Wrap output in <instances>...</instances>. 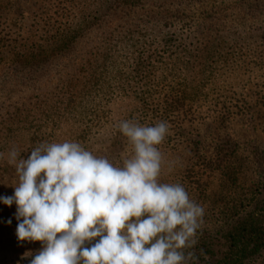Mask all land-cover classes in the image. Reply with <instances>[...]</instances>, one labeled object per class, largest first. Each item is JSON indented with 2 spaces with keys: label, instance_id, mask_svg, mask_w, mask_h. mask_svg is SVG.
Listing matches in <instances>:
<instances>
[{
  "label": "rangeland",
  "instance_id": "rangeland-1",
  "mask_svg": "<svg viewBox=\"0 0 264 264\" xmlns=\"http://www.w3.org/2000/svg\"><path fill=\"white\" fill-rule=\"evenodd\" d=\"M249 3L254 8H248ZM121 10L135 11L140 19L119 21L114 16ZM163 12L178 13L180 21L163 28L148 19ZM189 14L192 20L185 18ZM106 15L112 17L106 36L87 34L76 54L84 57L92 48L108 47L98 73L104 97L95 102L96 108L93 102L77 108L76 120L67 109L60 122L27 119L6 125L4 112L12 106L32 109L45 98L46 89L41 70L31 81L25 75L17 80L4 76L6 66L0 64V153L4 154L0 196H11L17 180L15 167L7 163L12 148L26 159L41 142L76 141L95 155L122 164L129 147L115 127L117 122L166 121L170 133L159 146L165 157L161 182L182 184L205 209L199 230L214 235L253 211L255 199L261 198L264 0H0V37L22 44L23 50L63 29L78 28L84 35L97 32ZM49 91L55 93L53 88ZM171 91L183 105L167 116L158 105ZM91 110H96L93 115ZM231 149L236 156L233 163L228 158ZM15 211V204L0 203V264H30L41 249L40 242L35 248L17 245Z\"/></svg>",
  "mask_w": 264,
  "mask_h": 264
},
{
  "label": "clouds",
  "instance_id": "clouds-1",
  "mask_svg": "<svg viewBox=\"0 0 264 264\" xmlns=\"http://www.w3.org/2000/svg\"><path fill=\"white\" fill-rule=\"evenodd\" d=\"M115 127L129 147L122 164L69 140L41 142L26 159L15 148L8 151L17 180L13 194L0 196V203L16 205L19 241L41 243L30 264H190L195 259L185 250L197 243L205 209L182 184L161 182L165 157L159 146L169 124L124 119Z\"/></svg>",
  "mask_w": 264,
  "mask_h": 264
},
{
  "label": "trees",
  "instance_id": "trees-1",
  "mask_svg": "<svg viewBox=\"0 0 264 264\" xmlns=\"http://www.w3.org/2000/svg\"><path fill=\"white\" fill-rule=\"evenodd\" d=\"M248 8H254V4L249 3ZM188 16L185 18L192 20L191 14ZM114 17L119 18V21L132 20L133 22L140 19L135 16V11L124 12L123 10ZM180 18L181 16L176 12L168 14L163 12L148 16V19H152L154 23H162L163 28H169L176 22V19L180 21ZM110 20L112 17L106 15L104 23L98 26L103 28L97 32L90 30L84 35L83 31H80L81 34L78 32V28L63 29V32L58 31L59 35L53 34L49 38L41 37V43H34V47L23 48V50L22 44L17 45L11 39L8 41L0 37V43L3 42L0 45V64L6 66V69L3 70L4 76L19 80L18 77L25 75L31 81L33 74L37 70H41L40 77L45 79L42 85L46 89L45 98L39 101L35 107L32 106V109L12 106L11 109L4 112V123L13 126L23 121L27 122V119L30 120L28 123L50 119L60 122L64 117L63 111L67 109V114H73L72 118L76 120L74 116L78 114L77 108L90 102L95 104L97 101H102L104 95L99 93L102 78L98 73L102 57L105 62L107 60L105 50L108 52L106 49L108 47L92 48L84 57H76V54L82 50L85 38H91L96 33L101 35V38L105 37V28ZM46 32L48 33V31ZM87 34L89 37H86ZM80 38L82 39L80 40ZM52 88L55 93L49 91ZM52 94L53 97H51ZM177 95L171 91L168 96L163 97L164 100L158 105L162 114L169 116V113L177 111V107H182L181 98ZM51 102H56V104L52 105ZM98 104L96 103L94 107L96 108ZM23 108H25V104ZM95 111L91 110L90 114L93 115ZM233 151L231 149V154L228 155L229 161L232 163L236 159ZM225 169L230 170L228 165L225 166ZM262 171L264 173L263 168ZM228 180L232 182L234 177L228 176ZM259 185H261V198L255 199L257 204L253 211L227 223L226 228L220 229L214 235L201 230L197 231V243L193 248L185 250L186 253L188 251L194 253L195 259L190 264H253L252 262L257 259L264 261V180ZM16 243L18 246L21 245V248L39 246L38 241L28 242L17 239Z\"/></svg>",
  "mask_w": 264,
  "mask_h": 264
}]
</instances>
